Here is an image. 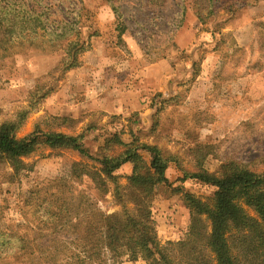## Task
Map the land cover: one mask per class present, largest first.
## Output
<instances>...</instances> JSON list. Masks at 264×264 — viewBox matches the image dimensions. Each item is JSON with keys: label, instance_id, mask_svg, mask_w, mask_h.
Listing matches in <instances>:
<instances>
[{"label": "rangeland", "instance_id": "374dc122", "mask_svg": "<svg viewBox=\"0 0 264 264\" xmlns=\"http://www.w3.org/2000/svg\"><path fill=\"white\" fill-rule=\"evenodd\" d=\"M156 4L82 0L80 39L87 40V50L73 67L64 49L0 59V125L16 123L20 137L37 128L80 135L87 150L84 155L41 145L21 158L19 173L9 160H0V264H70L64 252L78 246L73 229L59 232L42 222L64 199L87 196L108 213L121 209L112 192L103 195L76 163L97 170L99 159L129 145L149 161L145 146H157L169 159V182L156 187L151 205L163 244L189 234L185 193L213 203L217 188L192 174L220 176L227 162L264 171V0H218L216 12L206 9L201 17L193 0ZM180 6L185 15L177 28ZM117 18L129 26L121 42ZM162 61L167 75L159 67L149 78L148 68ZM133 166L127 162L115 172L120 184L128 183ZM28 196L33 201L25 205ZM45 201L56 207L45 211ZM65 238L74 245L67 244L56 261L50 250ZM104 264L146 262L122 251Z\"/></svg>", "mask_w": 264, "mask_h": 264}, {"label": "trees", "instance_id": "16d2710c", "mask_svg": "<svg viewBox=\"0 0 264 264\" xmlns=\"http://www.w3.org/2000/svg\"><path fill=\"white\" fill-rule=\"evenodd\" d=\"M153 1H157L156 5L164 2ZM217 1L193 0V6L201 17L203 10L216 12ZM230 1L239 2L226 0V3ZM79 3L82 4V0H70L68 5L66 0L55 3L52 0H0V59L28 50L64 49L69 67L77 65L79 54L87 50V40L80 39L83 26ZM231 6L237 7L236 10L241 7ZM180 7L174 20L177 28L185 15V7ZM114 9L118 13V8ZM115 30L121 42L129 26L117 18ZM17 129L14 122L0 125V160H9L16 173L24 169L21 158L41 145L74 149L87 155L80 135L37 128L20 137ZM145 149L151 155L149 161L140 154L138 147L129 145L123 153L99 159L101 167L97 170L74 165L76 170L88 172L86 174L92 177L99 191L102 189L103 195L112 192L120 210L108 213L87 196L84 200L64 199L57 207L49 201L43 202L45 211L51 212L53 206L58 208L57 213L42 220L44 226L57 228L59 232L70 227L78 241L75 250L71 248L67 254L64 252L69 248L67 244L74 245V241L65 238L61 245H55V250L50 251L55 253L56 261L64 252L70 264H104L115 260L123 251L132 260L142 259L146 264H264V171L257 173L237 162H227L220 176L205 170L192 174V178L217 188L213 203L185 193L191 215L189 234L185 240L163 244L158 239L151 205L156 187L169 182V159L157 146L146 145ZM127 162L133 163V172L128 176V183L122 185L115 172ZM32 201L28 196L24 204Z\"/></svg>", "mask_w": 264, "mask_h": 264}, {"label": "crops", "instance_id": "0c3cea01", "mask_svg": "<svg viewBox=\"0 0 264 264\" xmlns=\"http://www.w3.org/2000/svg\"><path fill=\"white\" fill-rule=\"evenodd\" d=\"M167 64H166V62L165 61H162V62H160L159 64H156V65H154V66H151V67H149L148 68V77L150 78L151 76H152V74L150 73V72H152L153 70H155V71H157L158 70V68L159 67H162V69H164V71L162 72V73H159L160 75H164V77L167 75V66H166ZM137 91L135 90L134 91V93H136ZM141 92V91H140ZM132 93H133V91H132ZM122 95H124V93H122ZM124 100V98H122V101ZM122 104H123V102H122ZM111 106V108L112 107H114L115 105H113V104H111L110 105ZM115 108V107H114Z\"/></svg>", "mask_w": 264, "mask_h": 264}]
</instances>
